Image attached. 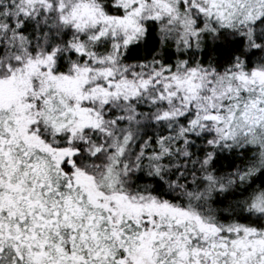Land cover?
I'll list each match as a JSON object with an SVG mask.
<instances>
[{
    "label": "snow or ice",
    "instance_id": "6c2138e0",
    "mask_svg": "<svg viewBox=\"0 0 264 264\" xmlns=\"http://www.w3.org/2000/svg\"><path fill=\"white\" fill-rule=\"evenodd\" d=\"M0 264H264V0H0Z\"/></svg>",
    "mask_w": 264,
    "mask_h": 264
}]
</instances>
